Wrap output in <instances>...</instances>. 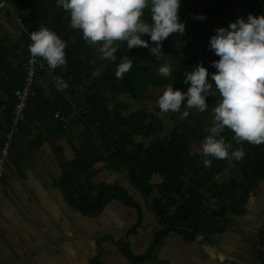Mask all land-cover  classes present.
<instances>
[{"label": "trees", "instance_id": "obj_1", "mask_svg": "<svg viewBox=\"0 0 264 264\" xmlns=\"http://www.w3.org/2000/svg\"><path fill=\"white\" fill-rule=\"evenodd\" d=\"M249 13L264 14V0H181L178 14L185 22V31L180 38L173 33L163 40L161 45L164 52L158 58L149 53V48L127 50L126 42L118 41L116 59L112 61L102 58L97 46L100 42L89 44L81 30L70 27V14L58 7L55 0H29L21 12L24 23L30 31L44 25L66 41L64 51L67 63L55 69L49 68L50 72H43L41 79H49L48 88L53 97L45 102H40L39 97L36 100L31 98L29 104L38 112L29 115L28 104L27 122L21 123L20 127L42 115H47L44 118L46 122L54 117L56 110L66 116L76 113L90 143L94 138L98 139L103 152H90L88 158L78 156L73 164L75 173L92 171L97 161H107L108 168L126 171L132 184L166 225L161 236L174 229L182 233H211L219 219L209 211L207 204L212 199L218 206L225 199L236 207L247 203L251 190L264 176V143L254 145L246 140L237 141L233 139L234 133L225 128L221 135L232 145L229 152L243 148L244 157L240 160L209 157L212 163L205 167L198 149L193 150L191 144L193 140L202 144L207 135L204 129L212 123L211 110L219 100L218 92L215 96L206 97L208 109L193 120L177 123L167 132L163 120L155 112L140 109L125 114L128 102L116 97L118 93L129 94L133 98L145 97L150 86L167 87L169 84L174 89L186 91L188 85L183 82L184 73L191 71L198 63L208 69L210 77L216 71L211 62L219 58L208 47L210 36L217 26L227 27L230 21H235L237 17L246 18ZM199 14H204L205 19L195 18ZM143 17L151 22L147 9ZM22 39L28 50V37L22 34ZM1 45L0 65L10 80L6 82L2 78L1 85L12 91L24 78L23 67L21 63L14 66L9 58V46L5 43ZM23 54V50L22 54L17 51L16 56L20 59ZM168 56L172 58V72L165 77L159 74L157 67ZM124 59L131 60L132 67L122 78H117V66ZM57 76L67 82L66 89L57 90ZM109 83L114 97L107 94L105 85ZM224 176L227 178L224 179ZM118 191L126 204L140 209V205L124 188L118 187ZM105 194L106 189H103L101 195ZM100 198L90 205V211L103 207L110 200L105 198L101 201ZM172 207L177 211L175 216L170 214ZM257 264H264V230Z\"/></svg>", "mask_w": 264, "mask_h": 264}, {"label": "crops", "instance_id": "obj_2", "mask_svg": "<svg viewBox=\"0 0 264 264\" xmlns=\"http://www.w3.org/2000/svg\"><path fill=\"white\" fill-rule=\"evenodd\" d=\"M28 2L0 1V45L9 46L15 66L28 53L18 27V17ZM22 50L23 57L16 59L17 51L22 54ZM46 71L50 72L48 65ZM2 78L10 82L0 65V104H7L0 115V145L14 103L13 90L1 85ZM48 85L49 79H41L33 100L52 98ZM28 111L29 115L38 112L30 104ZM64 116V123L55 114L46 122L44 115L32 118L11 140L0 189V264H257L264 221V176L241 207L227 199L220 206L213 199L207 204L219 219L213 232L174 229L161 236L166 225L126 171L108 168L107 161L99 160L92 171L74 172L78 156L88 158L90 152L101 154L103 150L98 139L90 143L76 113ZM118 187L140 209L126 204ZM103 189L105 196L101 195ZM97 198L110 200L90 211ZM170 214H177L175 207Z\"/></svg>", "mask_w": 264, "mask_h": 264}, {"label": "clouds", "instance_id": "obj_3", "mask_svg": "<svg viewBox=\"0 0 264 264\" xmlns=\"http://www.w3.org/2000/svg\"><path fill=\"white\" fill-rule=\"evenodd\" d=\"M70 14V27L79 29L89 44L101 43L102 58L114 61L119 47L124 41L127 50L134 47L149 48V53L159 57L161 42L173 33L183 34L185 22L180 19L178 9L181 0H55ZM148 10L151 22L142 19ZM195 18L204 20V14ZM147 34L149 39H143ZM31 43L28 51L33 57H41L51 69L65 66L66 41L44 25L30 32ZM149 41L154 45L149 47ZM208 47L218 56L211 63L216 71L210 77L208 69L198 63L191 71H185L183 82L186 91L173 88L169 84L158 97V107L162 112H180L183 119L189 115L188 109L203 112L208 109L206 97L219 93V100L212 108V123L204 131L198 149L205 167L211 165L209 157L240 160L243 148L229 152L232 147L221 135L225 128L233 133V139L248 141L250 144L264 143V14L237 17L228 26H217L209 38ZM132 61L124 59L118 64L115 76L122 78L130 70ZM159 74L169 76L170 65L158 68ZM211 81V82H210ZM213 85L215 89H213ZM55 87H68L61 77H55Z\"/></svg>", "mask_w": 264, "mask_h": 264}, {"label": "built area", "instance_id": "obj_4", "mask_svg": "<svg viewBox=\"0 0 264 264\" xmlns=\"http://www.w3.org/2000/svg\"><path fill=\"white\" fill-rule=\"evenodd\" d=\"M18 21L21 25L20 33L25 34L28 37V45L31 43L30 40V30L28 26L24 23L22 17H18ZM24 78L19 86L13 90L14 96V107L11 122L8 125L6 132L4 134L3 143L0 145V189L2 186V181L6 171V161L9 155L10 143L13 136L19 131L20 124L27 122L26 110L31 98L35 95L36 87L41 81L42 74L47 70L46 61L41 57H33L30 55L29 51L25 58L21 61ZM7 108L6 103L0 104V115ZM55 117L61 122H65V116L61 111H56ZM264 230V221H263Z\"/></svg>", "mask_w": 264, "mask_h": 264}, {"label": "rangeland", "instance_id": "obj_5", "mask_svg": "<svg viewBox=\"0 0 264 264\" xmlns=\"http://www.w3.org/2000/svg\"><path fill=\"white\" fill-rule=\"evenodd\" d=\"M23 9H24V7L22 8L21 11H23ZM142 19L145 20L146 22H148L144 17H142ZM180 19L182 21H184L182 18H180ZM13 20L15 21L16 24H18L14 18H13ZM18 27H21V26L18 25ZM177 34H178L177 35L178 38H180L182 36V34H180V33H177ZM142 38L146 39V40L149 39L147 34H144L142 36ZM177 42H178V40L176 39L175 43H177ZM153 45H154V42L149 41V47H151ZM97 46L100 49L101 44L97 45ZM162 51L164 52L163 49H162ZM179 56L181 57V56H183V54H179ZM16 59H17V56H16ZM171 61H172V58L170 56L166 57V59L159 64L157 69L161 65H164V64L170 65ZM19 63H21V61L18 62V64ZM96 73H98V71H96ZM110 85H111L110 83L106 84L105 88H106L108 96L112 97L113 92L110 90ZM165 88L166 87L163 85L150 86L146 91L145 97L133 98L129 94L118 93L116 98L120 99V100H125L128 102L129 107H128L127 111H125V114H128L130 112H134V111L140 110V109H147L151 112H155L163 120L165 132H167L170 128H172L177 123H179L181 121L190 120V119L193 120L195 116H198L202 113L200 111H197L195 108L188 109L189 115L187 117L181 119L180 118V112L185 110V106L183 104H182L179 112H172V111L162 112L158 107L157 101H158V97L162 94V92L164 91ZM191 145H192L193 150H197L200 148L201 143L198 140H193ZM226 178H227V176H224V179H226Z\"/></svg>", "mask_w": 264, "mask_h": 264}]
</instances>
